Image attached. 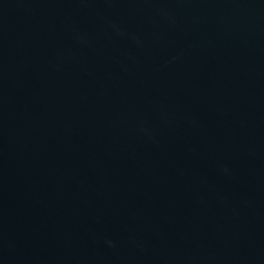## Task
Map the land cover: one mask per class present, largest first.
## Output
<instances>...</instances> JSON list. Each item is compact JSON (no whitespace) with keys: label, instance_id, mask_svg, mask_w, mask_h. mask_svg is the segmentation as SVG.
I'll return each instance as SVG.
<instances>
[{"label":"water","instance_id":"1","mask_svg":"<svg viewBox=\"0 0 264 264\" xmlns=\"http://www.w3.org/2000/svg\"><path fill=\"white\" fill-rule=\"evenodd\" d=\"M0 264H264V0H0Z\"/></svg>","mask_w":264,"mask_h":264}]
</instances>
